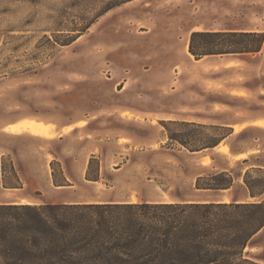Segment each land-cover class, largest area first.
<instances>
[{
	"label": "rangeland",
	"instance_id": "1",
	"mask_svg": "<svg viewBox=\"0 0 264 264\" xmlns=\"http://www.w3.org/2000/svg\"><path fill=\"white\" fill-rule=\"evenodd\" d=\"M201 31L264 33V0H0V125L34 119L54 132L0 139L3 186L15 185L16 159L31 183L13 200L229 202L240 196L238 184L224 192L193 185L216 168L238 174L248 164L264 167V128L255 124L264 117V46L253 57L196 60L189 38ZM168 122L225 127L199 136L225 139L189 154L167 145L166 128L191 129ZM67 125L77 130L59 132ZM90 156L99 161V185L81 177ZM247 158L248 164L237 163ZM62 164L77 186L57 194L48 181L50 174L61 179ZM14 192L4 195L0 186V199ZM245 255L264 264V229Z\"/></svg>",
	"mask_w": 264,
	"mask_h": 264
},
{
	"label": "trees",
	"instance_id": "2",
	"mask_svg": "<svg viewBox=\"0 0 264 264\" xmlns=\"http://www.w3.org/2000/svg\"><path fill=\"white\" fill-rule=\"evenodd\" d=\"M263 46L261 32L201 31L191 33L188 52L196 60L253 57ZM168 123L191 129L176 133L166 128L167 145H180L189 154L212 150L225 139V134L199 137L201 130L225 127ZM98 164L90 157L86 181H100ZM237 184L243 193L229 202L0 205V264H259L246 258L245 250L264 229V167L248 164L238 174L216 168L199 174L193 189L224 192Z\"/></svg>",
	"mask_w": 264,
	"mask_h": 264
},
{
	"label": "crops",
	"instance_id": "3",
	"mask_svg": "<svg viewBox=\"0 0 264 264\" xmlns=\"http://www.w3.org/2000/svg\"><path fill=\"white\" fill-rule=\"evenodd\" d=\"M256 121L262 122V121H264V117L258 118V119L255 120V122ZM15 123L16 122H11V123L0 125V139L3 138V137H6L7 133H10V132L6 131V128L9 125H12V124H15ZM46 125L51 129V137H47V138H52L54 136V132L52 130L53 127L51 125H48V124H46ZM260 127L261 126L259 125L258 128H260ZM68 128L70 129V131L77 130L75 128V125H67V126L61 127L59 129V132H62L63 130H64V132H66V130L67 131L69 130ZM10 134H13V133H10ZM28 134L31 135L30 133H28ZM13 135H21V134H13ZM31 136L40 137V136L33 135V134ZM5 148H6V146L0 140V186H1L2 190L4 191V193H3L4 195H6L5 191H15V192L12 193L13 196H12L11 199H4V198L0 199V204H21V202L14 201L13 198L16 196V194H21L26 189V187L28 185H30L31 183L28 180L27 175L25 174V172L18 168V166H17V161L18 160L17 159L16 160L12 159L13 160V173H14V178H15V185H9V186L4 185L3 186L2 177H3V174H5V172L2 171V157H4L5 154L3 152H1V149L3 150ZM244 154L246 155V153H241V154H238V155H244ZM86 164H87V161H86V163L84 162L83 166L81 167L82 168L81 177L83 178L84 182L88 183V184H91V185H99V184H101L100 181L92 182V181H86L85 180V167H86ZM60 168H61V172H60L59 178H61V179L60 180L55 179L53 177V175L50 174V176H49L50 180L48 181V186H52L55 189V193H57V194L58 193H60V194L68 193L69 191L73 190L77 186V183L72 178V176H70L66 172V167L63 164L61 165ZM100 202H109V201L78 202V201H75V200H66V199L60 198L55 204H62V203H64V204H66V203H100ZM27 204H30V203H27Z\"/></svg>",
	"mask_w": 264,
	"mask_h": 264
},
{
	"label": "bare ground",
	"instance_id": "4",
	"mask_svg": "<svg viewBox=\"0 0 264 264\" xmlns=\"http://www.w3.org/2000/svg\"><path fill=\"white\" fill-rule=\"evenodd\" d=\"M256 125L257 126L260 125L261 127H264V121L257 122ZM239 129H240V127H238V126H236L234 128L235 131H238ZM6 130L10 133H13V134H21L23 132H27V133H30L31 135L33 134V135H37V136H45L49 131V127L40 121L30 119V120H24V121L9 125L6 128ZM66 132H67V130H66ZM226 150H227L226 147H224L222 149L223 152ZM220 151H221V149H220ZM243 157H245V155H237L235 158L240 159Z\"/></svg>",
	"mask_w": 264,
	"mask_h": 264
}]
</instances>
